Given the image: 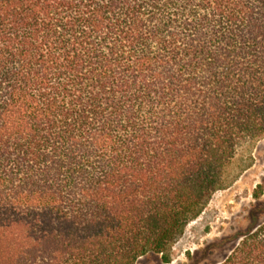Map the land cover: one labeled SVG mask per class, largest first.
<instances>
[{
    "label": "trees",
    "instance_id": "trees-1",
    "mask_svg": "<svg viewBox=\"0 0 264 264\" xmlns=\"http://www.w3.org/2000/svg\"><path fill=\"white\" fill-rule=\"evenodd\" d=\"M263 138L264 0H0V264H167Z\"/></svg>",
    "mask_w": 264,
    "mask_h": 264
},
{
    "label": "rangeland",
    "instance_id": "rangeland-1",
    "mask_svg": "<svg viewBox=\"0 0 264 264\" xmlns=\"http://www.w3.org/2000/svg\"><path fill=\"white\" fill-rule=\"evenodd\" d=\"M232 184L215 192L202 213L184 229L168 251L167 264H220L237 243L233 237L251 225L258 211L264 221V138L243 143L229 170ZM262 193L259 199L254 193ZM136 264H164L160 255L149 254Z\"/></svg>",
    "mask_w": 264,
    "mask_h": 264
}]
</instances>
